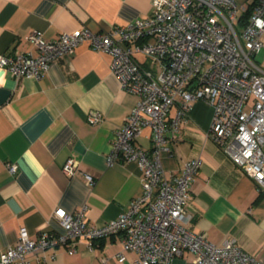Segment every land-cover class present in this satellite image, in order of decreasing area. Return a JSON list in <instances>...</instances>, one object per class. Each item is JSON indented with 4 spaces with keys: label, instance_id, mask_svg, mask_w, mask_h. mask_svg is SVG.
Listing matches in <instances>:
<instances>
[{
    "label": "crops",
    "instance_id": "0c3cea01",
    "mask_svg": "<svg viewBox=\"0 0 264 264\" xmlns=\"http://www.w3.org/2000/svg\"><path fill=\"white\" fill-rule=\"evenodd\" d=\"M237 1L247 7L253 0ZM150 12L151 0H0V54L35 52L29 38L34 32L53 40L82 26L107 31ZM260 52L259 64L264 66V47ZM136 57L150 66L145 55ZM111 61L110 54L84 42L72 54L51 62L39 79L16 78L0 67V251L19 241L21 228L32 238L45 229L61 231L52 216L57 207L73 212L85 206L87 223L100 227L142 193L137 163L120 159L107 163L114 131L138 99L121 88ZM91 112L100 113L102 120L88 122ZM175 112L172 105L168 118ZM212 113L207 102H193L187 121L180 123L178 140L169 144L170 155L161 154L167 178L186 161L200 159L186 205L189 219L181 224L215 244L231 237L264 264V195L207 137ZM136 143L152 147L150 127L142 129ZM69 157L92 175L93 185L81 175L63 172ZM121 249L116 233L94 241L92 250L80 237L75 252L61 246L46 264H98L101 255L109 258L108 264H134L133 251H125L122 261L115 257ZM50 253L34 251L26 258L39 264L37 256ZM168 264L200 263L186 250Z\"/></svg>",
    "mask_w": 264,
    "mask_h": 264
},
{
    "label": "built area",
    "instance_id": "2783aa9c",
    "mask_svg": "<svg viewBox=\"0 0 264 264\" xmlns=\"http://www.w3.org/2000/svg\"><path fill=\"white\" fill-rule=\"evenodd\" d=\"M245 9L237 0H151L150 14L128 25L107 31L82 26L53 40L34 32L29 38L35 52L0 54V67L11 76L32 79L84 42L110 54L121 88L138 99L114 131L107 163L135 162L142 171V193L116 218L93 227L87 223L85 206L73 212L57 207L52 216L61 231L45 229L32 238L21 228L19 241L0 251V264H30L29 253L50 249L49 255L37 256L39 264H46L61 246L75 252L80 237L92 250L94 241L115 233L122 246L115 254L119 261L125 251H133L134 264H168L188 250L200 264H263L231 237L215 244L181 224L189 219L186 205L199 158L186 161L170 178L161 163L162 152L170 155L169 144L178 140L180 123L187 121L192 103L202 100L213 109L207 137L264 195V66L254 58L264 47V0H255L240 26ZM136 54L145 55L150 66ZM172 105L176 112L168 118ZM86 119L98 123L102 115L91 112ZM146 126L151 129L150 149L136 143ZM9 170L15 166L9 165ZM62 170L95 183L73 157ZM108 259L101 255L98 264H108Z\"/></svg>",
    "mask_w": 264,
    "mask_h": 264
},
{
    "label": "trees",
    "instance_id": "16d2710c",
    "mask_svg": "<svg viewBox=\"0 0 264 264\" xmlns=\"http://www.w3.org/2000/svg\"><path fill=\"white\" fill-rule=\"evenodd\" d=\"M254 3H255V0H253L252 3L248 5L246 9L240 14L239 19H238L240 26H242L248 19Z\"/></svg>",
    "mask_w": 264,
    "mask_h": 264
},
{
    "label": "rangeland",
    "instance_id": "374dc122",
    "mask_svg": "<svg viewBox=\"0 0 264 264\" xmlns=\"http://www.w3.org/2000/svg\"><path fill=\"white\" fill-rule=\"evenodd\" d=\"M254 58L256 59L257 62L263 63V53L262 52L257 53Z\"/></svg>",
    "mask_w": 264,
    "mask_h": 264
}]
</instances>
